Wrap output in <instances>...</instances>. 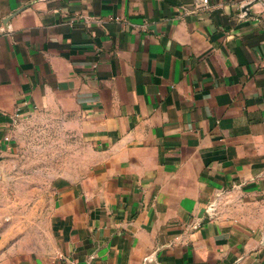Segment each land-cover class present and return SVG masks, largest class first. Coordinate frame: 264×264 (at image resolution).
<instances>
[{
	"label": "crops",
	"instance_id": "crops-1",
	"mask_svg": "<svg viewBox=\"0 0 264 264\" xmlns=\"http://www.w3.org/2000/svg\"><path fill=\"white\" fill-rule=\"evenodd\" d=\"M0 264H264V4L0 0Z\"/></svg>",
	"mask_w": 264,
	"mask_h": 264
},
{
	"label": "rangeland",
	"instance_id": "rangeland-1",
	"mask_svg": "<svg viewBox=\"0 0 264 264\" xmlns=\"http://www.w3.org/2000/svg\"><path fill=\"white\" fill-rule=\"evenodd\" d=\"M15 134L20 147L16 159L34 165L38 176L44 175L45 169L53 177L71 169L78 151V140L58 118L47 115L29 117L18 124ZM82 149L81 146V154Z\"/></svg>",
	"mask_w": 264,
	"mask_h": 264
},
{
	"label": "built area",
	"instance_id": "built-area-1",
	"mask_svg": "<svg viewBox=\"0 0 264 264\" xmlns=\"http://www.w3.org/2000/svg\"><path fill=\"white\" fill-rule=\"evenodd\" d=\"M195 2L197 3L198 6H206L208 4V0H195ZM246 2L252 3V2H260L262 4H264V0H246ZM8 220V219H6Z\"/></svg>",
	"mask_w": 264,
	"mask_h": 264
}]
</instances>
